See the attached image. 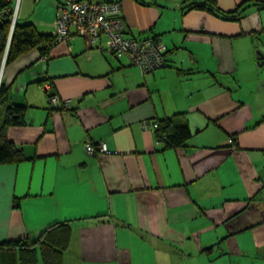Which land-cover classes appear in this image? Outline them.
<instances>
[{
    "label": "crops",
    "instance_id": "1",
    "mask_svg": "<svg viewBox=\"0 0 264 264\" xmlns=\"http://www.w3.org/2000/svg\"><path fill=\"white\" fill-rule=\"evenodd\" d=\"M10 1L18 24L55 36L60 0ZM192 1L122 0L125 34L165 46L152 73L79 36L2 64L0 126L25 106L7 131L25 160L0 164V243L65 222L63 264H264V0H217L240 20ZM165 118L190 126L186 146L143 126ZM14 254L0 249V264Z\"/></svg>",
    "mask_w": 264,
    "mask_h": 264
},
{
    "label": "trees",
    "instance_id": "2",
    "mask_svg": "<svg viewBox=\"0 0 264 264\" xmlns=\"http://www.w3.org/2000/svg\"><path fill=\"white\" fill-rule=\"evenodd\" d=\"M139 1L144 2V0ZM257 5L264 8V1L258 2ZM185 9L208 10L227 20H240L245 11L244 8L230 12L223 11L218 7L217 0H195L189 3ZM13 10L10 0H0V69L4 58L8 64L20 53L32 47H40L42 54L46 55L51 45L55 43V36L39 33L32 24L21 25L16 22L12 30ZM5 95L6 91L1 83L0 113ZM52 95L54 94L50 96ZM24 110L25 106L15 104L8 106L5 110V117L0 126V164L19 163L25 160L22 149L7 136L10 126H20L24 123ZM155 124L157 140L165 148L184 147L193 136L190 126L175 118H165ZM69 236V224L61 222L47 228L35 241H30L28 238L6 241L0 243V249L15 254L19 253V264H63V253L67 247Z\"/></svg>",
    "mask_w": 264,
    "mask_h": 264
},
{
    "label": "built area",
    "instance_id": "3",
    "mask_svg": "<svg viewBox=\"0 0 264 264\" xmlns=\"http://www.w3.org/2000/svg\"><path fill=\"white\" fill-rule=\"evenodd\" d=\"M16 18L17 9L14 8L12 30ZM75 36L86 38L91 45L101 43V49L107 55L117 59L127 57L142 74L152 73L167 64L166 49L160 37L139 40L125 34L122 0H60L56 12L55 42H65ZM49 103L54 108L66 109L70 101L52 95ZM143 126L145 129L156 128V124L151 125L150 121H144ZM86 151L89 154L105 152L107 146L105 143H87Z\"/></svg>",
    "mask_w": 264,
    "mask_h": 264
},
{
    "label": "water",
    "instance_id": "4",
    "mask_svg": "<svg viewBox=\"0 0 264 264\" xmlns=\"http://www.w3.org/2000/svg\"><path fill=\"white\" fill-rule=\"evenodd\" d=\"M12 33V31H11ZM6 56V55H5ZM261 60H262V64H264V52L261 53ZM5 64V58H4V61H3V65Z\"/></svg>",
    "mask_w": 264,
    "mask_h": 264
}]
</instances>
